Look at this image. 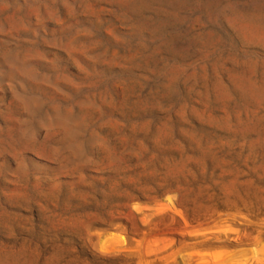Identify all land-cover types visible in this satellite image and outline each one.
<instances>
[{
	"label": "rangeland",
	"instance_id": "rangeland-1",
	"mask_svg": "<svg viewBox=\"0 0 264 264\" xmlns=\"http://www.w3.org/2000/svg\"><path fill=\"white\" fill-rule=\"evenodd\" d=\"M0 264H264V0H0Z\"/></svg>",
	"mask_w": 264,
	"mask_h": 264
}]
</instances>
